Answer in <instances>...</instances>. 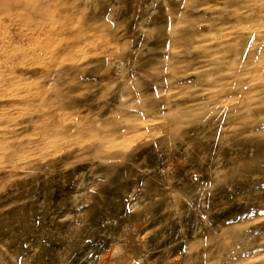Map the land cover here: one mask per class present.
Returning <instances> with one entry per match:
<instances>
[{"label":"rangeland","instance_id":"rangeland-1","mask_svg":"<svg viewBox=\"0 0 264 264\" xmlns=\"http://www.w3.org/2000/svg\"><path fill=\"white\" fill-rule=\"evenodd\" d=\"M263 5L80 0V35L56 33L76 59L15 68L33 85L0 98V118L21 114L7 138L48 133L32 136L48 152L10 166L24 179L0 202V264H264V37L240 32L264 31Z\"/></svg>","mask_w":264,"mask_h":264},{"label":"bare ground","instance_id":"bare-ground-1","mask_svg":"<svg viewBox=\"0 0 264 264\" xmlns=\"http://www.w3.org/2000/svg\"><path fill=\"white\" fill-rule=\"evenodd\" d=\"M79 1L80 0H71L70 3H66L63 0H0V98L1 99L9 100L15 98H23L26 96V92H28V89L33 85V83L29 81L31 79L30 76H32L31 73L28 74L17 73L14 71L15 68H26V67H30L32 69L36 68L35 69L37 70L36 74H38L41 78L43 76V73L45 74L46 71L52 69L53 66L57 65L60 58H67L69 61H74L76 59L77 54L75 52V47L69 44V42L62 41L60 36H57L56 33L65 32L68 37H74V38L75 37L77 38L80 35V32L70 31L71 24L77 23L81 19L79 7H78ZM59 7H61L62 10H66L67 8H70L72 12L71 14H68L66 17H60L58 15V13L61 12L59 10L60 9ZM256 7L264 8V5L256 6ZM64 20H66V22L68 23L67 26L63 24ZM82 20H84L83 17ZM55 23L61 24L63 27L62 30L58 29ZM259 27L260 28L264 27V21L260 22ZM261 30L262 29L260 30H258L257 28L255 29L250 25L247 26L245 25L241 28L240 32H247L248 35L255 36V38L257 39L264 37V31ZM85 32L86 31H82V33ZM115 37L117 38V36ZM47 56L49 57L48 58L49 61H47L46 59ZM257 80L261 82V79H257ZM257 80L256 83L259 82ZM47 82L48 81L46 79L44 86L47 87V90L45 87H41V86L39 87L41 88V90H43L45 97L54 98L53 95L55 91L59 89V87H62L63 85V79L60 77L56 82H54V87L52 90H49L50 88L48 89ZM65 85H63V87L67 88V86ZM59 97L58 100L61 102L62 106L63 107L66 106L64 101L63 102L61 101L62 100L61 97L60 99ZM20 116H21L20 112H16V114L6 113L2 116V118H0V130H1L0 160L7 159L9 161L8 163H6V161L5 162L2 161V162L9 167L16 166L17 165L16 163L19 160L24 161L30 158L31 156L37 155L39 152L41 153L43 148H45L44 146H47L46 144L44 145V143L40 144L32 140L33 139L32 136L37 137L40 134L45 135L41 137L44 138L47 137L46 134L48 133L46 131H38L37 129L33 130L31 136L32 138L29 137L28 135L24 136L25 134L21 136L22 135L21 133L23 131L22 127H20L18 130L12 133L13 135L11 138L10 137L7 138V135L11 134V132L3 127V123L6 122L4 121V118L10 121L11 119L19 118ZM67 116H68L67 114L57 112L56 114H54L52 120L55 121L56 123H60L65 126H71L74 123V121L72 118H69ZM88 117H90V114L86 118ZM55 135L56 137L58 136L60 137L62 136V132L57 131ZM112 135L107 134L104 140L101 141L100 147H102L103 153H108L110 144L114 141L116 142L117 138H113ZM23 138L28 141L27 144L24 145L23 142L18 144V141L23 140ZM47 149L46 151L48 152ZM20 167L0 168V172H3V175L0 176V202L3 199V195L6 194L7 191L9 190L10 187L9 180H13V186H17V184L19 185L22 179H24V177L23 178L19 177L18 180V178L15 177L20 175V172H22L20 170ZM16 204H14V207H16L15 206ZM128 251L132 252V249ZM125 252H127V250ZM258 252L261 255H264V250L256 251V253ZM125 255L128 254L126 253ZM125 257L128 258L129 255ZM0 262H7V261L4 258L0 257Z\"/></svg>","mask_w":264,"mask_h":264}]
</instances>
